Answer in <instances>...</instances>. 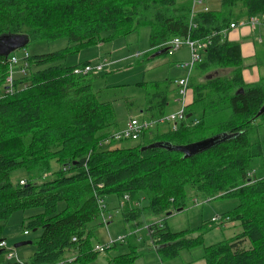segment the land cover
I'll return each instance as SVG.
<instances>
[{"label": "trees", "instance_id": "16d2710c", "mask_svg": "<svg viewBox=\"0 0 264 264\" xmlns=\"http://www.w3.org/2000/svg\"><path fill=\"white\" fill-rule=\"evenodd\" d=\"M219 4L217 11H200L191 18V1L0 0V37L25 36L26 46L67 40L58 52L26 54L19 71L29 75L13 79L7 94L4 84L14 56L0 57V241L12 214L41 211L23 222L27 235L40 231L32 242L34 253L24 264H58L72 256L74 264L93 260L89 225L104 213L98 201L112 195L121 201L129 198L119 207L128 225L164 220L190 201L237 200L217 223L221 227L238 223L241 233L203 248L204 264H264V115L257 117L264 103V78L256 84L244 82L240 43L222 35L233 22L264 15V0ZM190 21L194 29H189ZM143 28L149 31L148 56L169 52L167 43L187 35L209 43L191 71L201 79L191 74L188 80L186 116L191 117L176 131L165 125L163 134L162 125L156 124L134 147L102 150L118 131L113 108L98 101L93 74H72L89 63L73 67L61 63ZM262 41L258 65L264 66V36ZM171 87L168 81L147 87L143 111L147 120L167 115ZM192 118L198 123L194 127L189 125ZM222 133L237 137L187 159L162 149L141 151L157 142L185 146ZM52 161L59 165L54 180L37 184L29 178L23 186L22 179L13 182L18 172L28 176L49 172ZM211 219L209 227L179 233H170L161 223L151 225L149 237L160 261L200 246L203 236L216 228ZM241 240L248 246L240 247ZM134 255L116 264H127Z\"/></svg>", "mask_w": 264, "mask_h": 264}, {"label": "rangeland", "instance_id": "374dc122", "mask_svg": "<svg viewBox=\"0 0 264 264\" xmlns=\"http://www.w3.org/2000/svg\"><path fill=\"white\" fill-rule=\"evenodd\" d=\"M190 1L192 2L193 8V0H178V2H185L188 4ZM219 5V0H204L202 6L195 7V11L200 12L202 11L200 9L205 7H207L208 11H217ZM260 16L264 17V15H259L258 17ZM190 17L192 18L191 14ZM189 23H191V21ZM148 36V29L143 28L125 38L117 39L111 43H103L101 46L98 45L83 50L78 54L68 56L61 63L66 67H73L84 63L96 65L98 63H103V60L109 62V65L105 67L101 73L93 75L92 89L99 102L109 103L112 106L118 131L124 129L125 125L131 119H137L139 121L146 119V115L143 112L146 108L145 93L147 87L151 84L165 81L170 83L172 91L168 97L169 104L166 109L168 110L171 108L175 112L173 109V99L177 97L175 81L186 77L188 73L187 69L184 70L178 67L180 64L188 63L190 60L189 48L186 45H181L176 51L170 50L166 54L152 57L147 55L149 50ZM262 40L263 37L261 38V42H259L261 44L257 43L256 40L253 42L252 38H248L247 41H244L253 44L257 55L256 58L244 60V71L247 73L244 78L245 80H254L255 84L264 78V66L258 65L263 56ZM66 46V39H59L52 42L38 41L14 51L11 55L17 59L18 63L12 69V79H17L19 77L24 78L29 75L28 72L24 75V73L19 71L25 54L29 57L41 56L58 52L63 50ZM165 46L169 48L168 43ZM137 54L139 57H134ZM227 73V71L223 73L219 72V75ZM191 74L197 77V79H201L198 72L193 70L190 75ZM6 81L4 85H6ZM166 109L165 111H167ZM193 119L194 118L190 119V121H193ZM160 129V133H165L163 131L165 126L162 125ZM111 141L103 144L101 149L113 150L134 147L137 144L136 142L129 141L114 142L112 144L110 143ZM58 170L59 165L55 161H52L50 163L49 172L39 174L37 171L32 173L31 176L26 175L23 171L18 172L14 175L13 182L19 179L27 181L30 178L33 183L43 184L54 180ZM258 174H262L261 170H258ZM103 201L105 206L103 213V217L106 220L105 224H103L102 218L99 217L89 225V229L92 233L90 239L92 247L95 245L105 246L118 237L123 238L124 241L123 243H117L111 246L110 249L104 253L96 254L95 258L91 261L79 262L76 264H116L114 259L120 262V260H126L132 257L128 255L134 254H136V257L127 264H198V262H203V248L235 238L242 231L238 223L227 224L224 227L216 223V228L208 231L203 236L200 246L192 250H184L174 259L160 262L155 253L156 247L152 245L147 232L148 227L153 224L158 225V223H161L170 233L190 231L202 225L209 227L211 226L209 223L211 218L220 216L231 210L237 205V200L223 199L205 202L198 200L197 203L190 201L188 207L181 212H173L172 215L166 217L164 220L152 218L143 220L139 225H128L124 223L121 209L119 208L121 200L117 196H107ZM146 204L147 202L142 199V206L145 207ZM58 208L62 210V204L59 205ZM40 212L41 211L37 209L16 212L12 214L4 224L3 240L7 242L9 249L14 252L16 258L20 262H27L30 259L35 250L32 242L40 235L39 230L36 232L29 231L27 236L24 235L25 227L23 222ZM26 241H30L31 244L19 249L13 248L15 244ZM239 242L240 247L248 246L245 240ZM126 255L127 257L123 258V256ZM0 262L7 263L4 255L0 257Z\"/></svg>", "mask_w": 264, "mask_h": 264}, {"label": "built area", "instance_id": "2783aa9c", "mask_svg": "<svg viewBox=\"0 0 264 264\" xmlns=\"http://www.w3.org/2000/svg\"><path fill=\"white\" fill-rule=\"evenodd\" d=\"M202 6V1L201 0H193V8L191 9V16L193 17L197 12L195 11V7H199ZM202 10V12H208V9L202 8L200 9ZM195 25L191 22L189 25V29H194ZM243 28H249L252 32H255L256 30H262L264 32V17L263 16H256V17H251V18H247V19H242L240 21H238L237 23L233 22L229 25L228 30L223 31L222 35L224 37H227L228 33L237 29H243ZM258 42H261V38H258ZM186 45L189 48V52H190V60L188 63H182L180 64L178 67L184 70H188V73L186 75V77L179 79L178 81H175V87L177 88V99L175 100V102L179 105V108L176 112L172 113V114H167L165 116H163L162 118H160L157 121H150V120H137V119H131L126 125L125 128L117 131L113 134L111 140L113 142H123V141H130V142H137L140 138V136L149 131L150 129H152L156 124L159 125H168L171 127L172 131H176L177 127L179 124L181 123H185L188 119L186 116V96L188 93V80H189V76L190 73L193 69V67L200 61L201 59V55L204 52V50L207 48L208 46V42H203V41H193L190 39V36L187 35L186 38H174L172 39L168 45H169V51L173 50L176 51L181 45ZM27 55L25 54L24 57H26ZM134 57H139L138 54L135 55ZM17 59L15 57H11L9 60V64H10V76L6 81V91L5 93H10L11 92V86H12V69L13 67L17 64ZM108 64L106 62L103 63H98L96 65H90V64H86L83 65L82 67H78L75 68L72 71V74L75 76H79V75H88V74H98L101 73L102 70L107 67ZM20 72L24 73L23 70H21ZM198 123L197 121H192L191 125L192 127L196 126ZM108 142H105L104 144H106ZM253 172L250 173V176H252ZM26 182L24 180H20L19 181V185L23 186L25 185ZM129 201V198L127 196H124L122 201L119 204V207H122L125 203H127ZM99 207L100 209H105L104 206V201L103 200H99L98 201ZM100 217L102 218L103 224H105V219L103 217V213L100 214ZM212 222H219L220 218L218 216L213 217L211 219ZM147 232L149 234V236L153 233V230L148 227L147 228ZM24 235H27L26 232H24ZM72 241L74 242L75 239H72ZM124 239L121 237H118L117 239L109 242L107 245L105 246H101V245H95L92 248V252L93 253H104L107 250L110 249L111 246L117 244V243H123ZM0 252H3L4 256H5V260L7 263L10 264H24V262H20L14 252L9 249L7 242L5 240H1L0 241ZM76 261V257L72 256L70 258H67L65 261L59 262L58 264H74Z\"/></svg>", "mask_w": 264, "mask_h": 264}, {"label": "water", "instance_id": "95a60500", "mask_svg": "<svg viewBox=\"0 0 264 264\" xmlns=\"http://www.w3.org/2000/svg\"><path fill=\"white\" fill-rule=\"evenodd\" d=\"M28 41L25 36H2L0 37V57H8L11 55L14 51L24 48L27 45ZM167 52V49L161 50L157 53H155L152 57H157L160 55H163ZM216 75V74H214ZM212 76L208 77V79H211ZM264 115V103L262 107L260 108L259 112L257 113V117H260ZM191 115L187 116V119H189ZM235 137H237V134L234 135H228V134H217L215 136L185 145V146H173L170 143L166 142H157L154 144H151L149 146H145L141 149V151H146L149 149H162L166 150L168 152H176L183 155L184 158H191L193 156L199 155L201 153H204L212 148H214L217 145H220L222 143L228 142L230 140H233ZM181 212L180 210L177 211ZM171 214H168L167 217H169ZM30 241L26 242H20L14 245V249H19L21 247H24L26 245H30Z\"/></svg>", "mask_w": 264, "mask_h": 264}, {"label": "crops", "instance_id": "0c3cea01", "mask_svg": "<svg viewBox=\"0 0 264 264\" xmlns=\"http://www.w3.org/2000/svg\"><path fill=\"white\" fill-rule=\"evenodd\" d=\"M207 1H210V0H207ZM263 36H264V32L262 30H256L255 32H252L249 28H243V29H237V30H234V31L229 32L228 35H227V39L230 42H238V43H240V46H241V55L244 58V60H248V58L249 59L256 58L257 55L255 53V49H254L253 44L252 43H247V42H244V41H247L248 38H252L253 39V42H254V40H256L257 43H259L258 42V38H262ZM259 44H261V43H259ZM99 46H101V45H99ZM103 62H106L109 65V62H107L106 60H103ZM246 74L247 73L245 71H243L242 75H243V79L246 82V84H255L254 83L255 82L254 80H251V79L250 80H245L244 77L246 76ZM176 99H177V97H174V99H173V103H174L173 109L175 110V112L179 108V105L175 102ZM165 112L167 114L174 113V111L171 108H169ZM163 126H165V125H163ZM114 260H115V262H117L116 259H114ZM159 261H160V259H159ZM202 261H203V259H202ZM198 264H204V261L203 262H198Z\"/></svg>", "mask_w": 264, "mask_h": 264}]
</instances>
